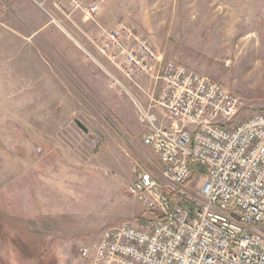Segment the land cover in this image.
<instances>
[{"label": "rangeland", "instance_id": "obj_1", "mask_svg": "<svg viewBox=\"0 0 264 264\" xmlns=\"http://www.w3.org/2000/svg\"><path fill=\"white\" fill-rule=\"evenodd\" d=\"M46 1L18 14L0 0V264H86L81 245L142 214L126 194L136 166L165 183L132 102L92 63L84 79L66 70L53 28L34 33L39 17L78 36L95 25L80 8L97 4V22L238 94L244 116L264 110V0Z\"/></svg>", "mask_w": 264, "mask_h": 264}, {"label": "built area", "instance_id": "obj_2", "mask_svg": "<svg viewBox=\"0 0 264 264\" xmlns=\"http://www.w3.org/2000/svg\"><path fill=\"white\" fill-rule=\"evenodd\" d=\"M99 12L80 8L97 28L79 29L78 46L132 102L165 183L137 165L126 194L150 218L106 229L79 256L86 264H264V110L244 116L238 94L165 60L129 27H100ZM191 166L202 176L194 190Z\"/></svg>", "mask_w": 264, "mask_h": 264}, {"label": "crops", "instance_id": "obj_3", "mask_svg": "<svg viewBox=\"0 0 264 264\" xmlns=\"http://www.w3.org/2000/svg\"><path fill=\"white\" fill-rule=\"evenodd\" d=\"M46 2H47L46 0H15L13 7H14L15 12L18 14L25 13V11H26L25 9H29L35 13H40V12L42 13L43 9L41 7H43L44 4H47ZM40 4H42L43 6L42 5L40 6ZM39 19H40V26L36 27L34 33L36 34L37 32L47 30L48 28L50 30H51V28H53V31L55 32V34L58 36V38L61 41V44L55 45V47H56V52L58 54L60 53V55L63 57L64 68L66 70L73 69L74 71H76V73L81 78L84 79L85 75H83V69L89 68V67L94 68L91 63L86 62L85 57H84L81 49L78 46V44L84 43V39L80 35H78V36L74 35L73 32L70 31V30H72V28H70L69 26H66V25L63 26V31H62L59 28L50 27L51 22H50V20H48V18H43L41 16V17H39ZM73 21L77 23L78 18L76 15L74 16ZM97 24L100 27L110 28L109 26H105L103 23H101L99 21L97 22ZM85 25H87V26H84V28H85L84 31H87V32H95L96 31L97 27L95 25H89V24H85ZM87 78H89L88 83L93 86V83H95L94 79L91 78L89 75H87ZM107 80L108 79L104 78V81H105L104 85L109 87V82ZM86 82H87V80H86ZM142 211H143L142 214L140 215L139 219H136V222H140L138 220L144 219L147 215H149L148 213H146L143 210V208H142ZM128 219H131V217L129 216ZM142 222H144V220ZM135 223H133V224H135ZM101 236H100V238H101ZM100 238H99V240H100Z\"/></svg>", "mask_w": 264, "mask_h": 264}, {"label": "trees", "instance_id": "obj_4", "mask_svg": "<svg viewBox=\"0 0 264 264\" xmlns=\"http://www.w3.org/2000/svg\"><path fill=\"white\" fill-rule=\"evenodd\" d=\"M191 172H192V179H193L194 177L197 176L199 171H198V168H196L195 166H191ZM169 197H170V199H173L172 195H170ZM184 204L189 206V203H187V202H185Z\"/></svg>", "mask_w": 264, "mask_h": 264}]
</instances>
